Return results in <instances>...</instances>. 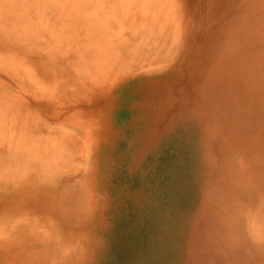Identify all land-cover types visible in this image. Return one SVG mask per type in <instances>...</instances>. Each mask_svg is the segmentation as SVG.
Segmentation results:
<instances>
[{"label": "rangeland", "instance_id": "1", "mask_svg": "<svg viewBox=\"0 0 264 264\" xmlns=\"http://www.w3.org/2000/svg\"><path fill=\"white\" fill-rule=\"evenodd\" d=\"M0 264H264V0H0Z\"/></svg>", "mask_w": 264, "mask_h": 264}]
</instances>
